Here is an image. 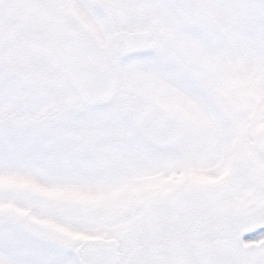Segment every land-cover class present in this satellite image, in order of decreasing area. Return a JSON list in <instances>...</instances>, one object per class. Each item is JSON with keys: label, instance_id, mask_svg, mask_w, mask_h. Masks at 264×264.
<instances>
[{"label": "snow or ice", "instance_id": "obj_1", "mask_svg": "<svg viewBox=\"0 0 264 264\" xmlns=\"http://www.w3.org/2000/svg\"><path fill=\"white\" fill-rule=\"evenodd\" d=\"M0 264H264V0H0Z\"/></svg>", "mask_w": 264, "mask_h": 264}]
</instances>
